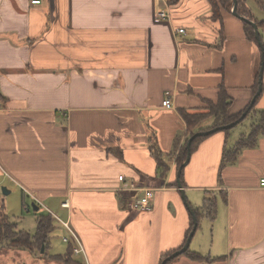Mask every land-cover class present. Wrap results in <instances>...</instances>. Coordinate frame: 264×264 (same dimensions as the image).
Segmentation results:
<instances>
[{
	"label": "crops",
	"instance_id": "crops-1",
	"mask_svg": "<svg viewBox=\"0 0 264 264\" xmlns=\"http://www.w3.org/2000/svg\"><path fill=\"white\" fill-rule=\"evenodd\" d=\"M222 15L220 40L208 0H0V176L52 212L60 205L57 217L85 249L76 263L160 264L185 240L187 203L211 198L216 214L202 216L190 248L223 257L212 264H264V135L221 176L231 131L209 135L191 153L184 186L176 183L173 151L187 139L180 111L203 109L222 86L232 114L254 96L260 48L239 17ZM152 146L170 165L165 179ZM126 184L139 190L128 195ZM146 187L152 208L129 210ZM172 264L199 263L181 255Z\"/></svg>",
	"mask_w": 264,
	"mask_h": 264
},
{
	"label": "trees",
	"instance_id": "trees-1",
	"mask_svg": "<svg viewBox=\"0 0 264 264\" xmlns=\"http://www.w3.org/2000/svg\"><path fill=\"white\" fill-rule=\"evenodd\" d=\"M179 1L180 0H169V4L175 5ZM208 1L211 6V19L215 21H219L221 23L222 29L220 31V40L224 39L223 15L222 14L224 11L231 13L233 1L232 0H208ZM257 3L259 4V6L264 8V0H257ZM237 12L239 15L248 17L258 23L259 29L261 31V41L264 46V19L258 20L254 17L250 7L248 6V0H238ZM243 23H244L247 38L250 41L255 42L259 46L260 51L262 53L259 40L256 38V34L254 32L252 25L245 21H243ZM258 88H259V72L257 74L256 81L254 84V95L257 93ZM262 94H263V91L257 97L253 106L250 107L251 105L250 103L240 113L232 114L229 111L231 102H232L231 100L232 97L228 94V91L226 90V88L222 86L219 92V95H218V99L216 101L207 100L205 102L206 106L203 109H200V110L182 109L180 113H181L182 119L184 120L186 124V130H187L186 138L187 139L185 140V143L181 146V148L178 150L179 152L175 153V150L173 151V155L174 154L176 155L175 160L177 163V168L179 169L180 165L187 159V156H188L187 142H188L189 137H191L194 133L199 132V131H208L210 129L228 125L236 121L237 119H239L240 116L244 112H247L246 117L243 120H241L239 123L246 120L251 114H255L257 117V120L255 122L253 121L250 132L243 133L240 136V138L237 140V142L235 143V146H233L232 148H229L228 141L227 140L225 141L224 150H223V158H222L221 165H220V176H221V172L224 166H226L227 164L234 163L241 150L256 146L259 138L264 135V108L258 107V103H259V100ZM208 117L214 118L213 124L209 126L199 127L201 122L205 121ZM231 130L232 128L225 129L222 131L228 134L230 133ZM208 136L209 135L197 136L191 144V153H193V151L196 149L197 144L200 143V141L207 138ZM151 153L153 154L154 159L157 163V176L161 179H165L166 173L168 172L169 166H170L166 160V157L163 155V152L156 146L151 147ZM183 171L180 176V181L184 186ZM176 183L178 184L177 181ZM176 183H173V184H176ZM216 206L217 204L214 199L205 198L201 207L194 208V211L198 218L197 229L200 227V219L202 218L204 214H206L207 216H210L212 219L214 218L216 214V210H217ZM37 222H38L37 232L35 235H31L27 231L17 230L16 223L10 220L6 212L0 211V244L7 245L9 248H15V249L23 248V249H28L31 252L36 251V250L40 252L42 250L43 245L47 247L48 234L54 227L55 218L51 213L40 214L37 218ZM193 227H194V222L192 218L190 228L186 233L185 240L183 244L181 245V247L164 254L161 257L160 264H162L163 260L167 258L170 254L181 249L185 245L190 232L193 230ZM72 253H73V244L70 243L68 247V255H67V258L65 259L67 262H70V260H73ZM184 255H187L192 260L199 261L200 264H203L206 261L212 264L217 260H222L223 258V257H220V258L210 259L209 256L202 255L196 251H193L191 248H189L184 253ZM56 257H59V256L57 255ZM174 259L168 261L166 264H172Z\"/></svg>",
	"mask_w": 264,
	"mask_h": 264
},
{
	"label": "rangeland",
	"instance_id": "rangeland-1",
	"mask_svg": "<svg viewBox=\"0 0 264 264\" xmlns=\"http://www.w3.org/2000/svg\"><path fill=\"white\" fill-rule=\"evenodd\" d=\"M248 3L254 4L255 11L264 14V9L260 8L256 1L248 0ZM256 120V115L251 114L246 120L232 128L229 148L235 146L236 141L243 133L250 132L251 125L253 121L255 122ZM213 122L214 118L208 117L205 121L201 122L199 127L212 125ZM0 171L2 172V175H5L2 170ZM4 188H6L9 193H5ZM24 194L25 195L23 196L22 188L14 186L7 180L4 181L0 176V211L6 212L10 220L16 223L17 230L27 231L31 235H35L38 229L37 218L40 214L52 213L53 215L62 218L60 215L61 210L58 209L60 205H58V208L52 206L56 210L55 212H52L48 208L49 205L45 203H36L35 199L29 195L30 193ZM34 203L36 205L39 204L38 210L34 209ZM203 219L200 221L201 228L199 227L198 230L203 229L205 223ZM62 221L63 220L58 219V217H55V224L48 234V243L47 247H45L44 253L41 251L39 252L38 250L31 252L30 250L23 248H9L7 245L0 244V264H49L52 262L60 263L61 261H65L70 243L66 242L64 238L70 239L72 238V234L70 230L63 226ZM61 254H63L62 258L60 256ZM57 255L60 257H56ZM74 256L72 253L73 259L75 258ZM81 258L82 257H78V259ZM196 262L200 264L199 261ZM68 263L78 264L74 260H70Z\"/></svg>",
	"mask_w": 264,
	"mask_h": 264
},
{
	"label": "water",
	"instance_id": "water-1",
	"mask_svg": "<svg viewBox=\"0 0 264 264\" xmlns=\"http://www.w3.org/2000/svg\"><path fill=\"white\" fill-rule=\"evenodd\" d=\"M233 3H232V8H231V13L237 17H239L242 21H245L249 24L252 25L253 29H254V32L256 34V38L259 40V43H260V46H261V50H262V53H261V67H260V71H259V88H258V91L257 93L254 95V97L252 98L251 100V106L254 105L257 97L261 94V92L263 91V73H264V46H263V43L261 41V31L259 29V26H258V23L248 17H245V16H242V15H239L238 12H237V5H238V0H232ZM246 114L247 112H244L239 119H237L236 121L228 124V125H225V126H221V127H217V128H214V129H210L208 131H199V132H196L194 133L191 137H189L188 139V142H187V148H188V156H187V159L180 165L179 169H178V179H177V182H178V185L179 187H182V183L180 181V176L182 174V171L183 169L185 168V166L189 163L190 161V158H191V144L193 142V140L197 137V136H201V135H210L212 133H215V132H219V131H222V130H225V129H230V128H233L235 127L241 120H243L245 117H246ZM4 191L5 193H9V191L4 188ZM184 193V192H182ZM185 194L183 196V198L185 199ZM187 207L189 208V211L192 215V218H193V222H194V227H193V230L190 232L189 236H188V239L185 243V245L173 252L172 254H170L167 258H165L162 262V264H166L168 261L180 256L181 254H184L189 248H190V245H191V241H192V238L193 236L195 235V232L197 230V227H198V218H197V215L194 211V208H192L188 203H187ZM34 209L35 210H38L39 209V206L36 205L34 203ZM45 251V246L43 245L42 246V250L41 252L44 253Z\"/></svg>",
	"mask_w": 264,
	"mask_h": 264
},
{
	"label": "built area",
	"instance_id": "built-area-1",
	"mask_svg": "<svg viewBox=\"0 0 264 264\" xmlns=\"http://www.w3.org/2000/svg\"><path fill=\"white\" fill-rule=\"evenodd\" d=\"M29 1H30L31 5H39L42 3L43 0H29ZM157 17L159 19H163V18H168V15L166 12L160 11L157 14ZM179 31L184 32V29H179ZM172 105H173L172 100L170 98V95H168L165 98V100L163 101V106L171 108ZM1 109H2V103L0 101V110ZM119 180L124 182L125 177L123 175H121V176H119ZM261 185L264 186V178L261 180ZM137 190H139V189L135 186V184H126L125 187L121 188V191L126 192L128 195H131L133 192H135ZM142 191H143L142 195L137 196L135 198H132L129 210H131V211L135 210V211L141 212V211L150 210L152 208L153 199L155 196V189L152 187H146V188H143ZM35 202L38 203L37 200H35ZM62 206L68 207L69 204H68V202H64V203H62ZM53 216H54V218L57 217L55 215H53ZM62 223H63L64 227H66L68 230L71 231L72 238H70V239L64 238V240L66 242L73 244V253L77 255V254L85 252L83 244H82L80 238L78 237V235L76 234L75 230L73 229L71 223L69 221H62Z\"/></svg>",
	"mask_w": 264,
	"mask_h": 264
}]
</instances>
